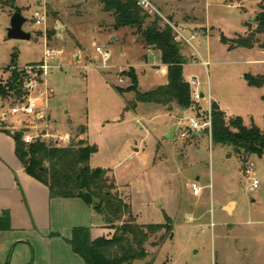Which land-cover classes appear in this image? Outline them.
I'll list each match as a JSON object with an SVG mask.
<instances>
[{
	"label": "rangeland",
	"instance_id": "obj_1",
	"mask_svg": "<svg viewBox=\"0 0 264 264\" xmlns=\"http://www.w3.org/2000/svg\"><path fill=\"white\" fill-rule=\"evenodd\" d=\"M148 1L155 9L146 11L148 23L159 17L160 26H171L188 60L184 78L197 79L204 99L192 98L193 108L182 110L176 105L136 104L134 93H120L119 88L131 84L124 76L131 68L139 91L147 93L167 84L166 67L160 52L146 47L135 29L115 30L112 15L96 0H0V84L10 77L8 68L15 61L34 81L29 95L47 105L42 121L10 116L0 127L32 136L50 134L59 146L80 140L96 146L91 168L115 180L112 192L131 208V216L125 215L117 225L131 218L140 225L170 222L172 232L154 235L146 245L147 258L133 264H264V156L218 145L212 131H193L188 125L189 118L205 120L215 102L228 114V123L241 117L245 126L264 131V89L249 87L244 78L264 75V35L251 49L230 48L233 44L222 41L256 30L255 19L264 12V3ZM16 6L27 19L23 29L31 40L8 38ZM36 11L47 15L45 25H35ZM46 47L57 53L48 62V75L38 77L36 69L29 73L44 62ZM97 47L110 53L105 64ZM190 88L193 93L195 87ZM4 109L0 106V113ZM66 136L69 140L64 142ZM254 179L259 181L257 189H251ZM230 203L234 206L228 212ZM63 204L73 206L76 225L90 227L93 239L112 237L113 230L96 226L101 221L108 225L103 216L82 199ZM52 209L53 229L64 226L55 203ZM64 211L63 207V217ZM49 235L28 237L26 244H9L0 237V264H84L65 239Z\"/></svg>",
	"mask_w": 264,
	"mask_h": 264
},
{
	"label": "trees",
	"instance_id": "obj_2",
	"mask_svg": "<svg viewBox=\"0 0 264 264\" xmlns=\"http://www.w3.org/2000/svg\"><path fill=\"white\" fill-rule=\"evenodd\" d=\"M105 13L114 19V29L133 28L148 48H155L161 54L168 82L153 91L141 93L136 72L131 68L124 74L130 80L127 89H118L122 94L132 92L136 104L158 106L176 105L179 109H192L195 105L192 92L183 72L188 60L184 57L173 29L169 25L160 26V18L148 23L149 14L139 6L140 0H96ZM264 3V0H262ZM264 10V4L261 6ZM256 30L247 37L240 36L237 40L222 38L230 48H254L258 37L264 35V12L256 17ZM11 75L0 84V106H15L25 102L29 92L25 89L28 79L26 71L19 70L15 61L8 68ZM249 87L264 89V75L244 76ZM264 101V96L262 97ZM212 139L218 145L231 146L239 153L264 156V131L258 126L250 128L243 124V119L237 117L230 123L226 121L225 112L215 102L212 104ZM2 120L0 113V122ZM0 131L11 136L15 141V152L26 173L44 184L53 199H82L95 213L103 216L108 223L107 228L113 230L110 238L93 239L88 227H76L72 237L67 240L74 254L79 256L84 264H133L148 256L147 243L152 237L165 230L172 232L170 222L161 225H140L132 218L117 225L125 215L131 216V208L124 200L112 191L116 188L115 180L110 181L102 169H92L90 162L97 153L96 146L83 140L78 144L59 146L54 142L47 143L37 139L31 144L24 142L20 130L15 133L1 128ZM239 134L237 136L236 134ZM10 230V217L6 214L0 218V231ZM172 237V236H171Z\"/></svg>",
	"mask_w": 264,
	"mask_h": 264
},
{
	"label": "crops",
	"instance_id": "obj_3",
	"mask_svg": "<svg viewBox=\"0 0 264 264\" xmlns=\"http://www.w3.org/2000/svg\"><path fill=\"white\" fill-rule=\"evenodd\" d=\"M203 32V30L199 31L200 34ZM15 148L14 139L0 131V218L6 214L10 217V230L0 231V237L7 238L9 244H26L30 242L28 237L38 238L42 233L50 234L49 237L57 236L58 239L69 240L74 228L82 227L76 225L74 214L70 213L73 206L68 207L67 204H63L72 199L51 198L48 188L26 173L16 156ZM53 203L59 213L60 222L66 226L62 224L61 227L53 229L51 224ZM63 207L67 211H64V217ZM47 222L48 226H46ZM102 222L96 223V226L107 228ZM52 230L56 232L52 233ZM65 230L66 233H62Z\"/></svg>",
	"mask_w": 264,
	"mask_h": 264
},
{
	"label": "built area",
	"instance_id": "obj_4",
	"mask_svg": "<svg viewBox=\"0 0 264 264\" xmlns=\"http://www.w3.org/2000/svg\"><path fill=\"white\" fill-rule=\"evenodd\" d=\"M139 6L149 12L152 13L154 7L150 4L148 0H140ZM33 20L35 21V25L40 27L42 25L46 24L47 21V15L44 12L36 11L33 16ZM196 37V34L191 37V39H194ZM181 38V36H180ZM183 39L191 45V39H188L183 36ZM96 52L101 55L102 62L105 64L108 59L110 58L109 51H104L102 48L97 47ZM56 51L48 49V47L45 48L44 52V62L41 65L36 66L35 68H31L29 73H32V70L36 69L38 77L45 72L44 75H48V71L50 70V67L48 65V62L51 61L54 56L56 55ZM99 58H97L98 60ZM100 60V59H99ZM206 66L207 64L204 63ZM188 84L191 87H195V91L192 93V98L194 100L201 101L202 98L204 99V95L200 94L198 91L199 82L196 78L192 77L188 81ZM25 89L30 93L34 91V81L31 79H27L25 83ZM52 91H50L51 93ZM48 94V92H47ZM47 115V105L44 104V102L41 100L40 97L29 95L25 102L19 103L15 106H7L5 109L1 112L2 121H8L10 116L14 117H28V118H35L38 121H42L45 119ZM189 128L193 131H212V115H211V108L207 111V115L205 116V120L200 121L195 118H189L188 122ZM24 136V142L26 144H31L35 142L37 139H43V137L50 139V142H54L56 145L60 144V141L56 140V138L50 134H41L37 136H32L30 132L23 133ZM185 136V135H183ZM69 140V137L66 136L63 140L64 142H67ZM253 169V165L247 169V174L251 175ZM259 186V181L254 179L253 184L251 186V189H257ZM195 192L199 193L200 189L195 188Z\"/></svg>",
	"mask_w": 264,
	"mask_h": 264
},
{
	"label": "water",
	"instance_id": "obj_5",
	"mask_svg": "<svg viewBox=\"0 0 264 264\" xmlns=\"http://www.w3.org/2000/svg\"><path fill=\"white\" fill-rule=\"evenodd\" d=\"M15 13L11 17L10 27L8 29V38L11 40H31L32 35L23 29V26L27 23V19L22 15V9L18 6L14 7ZM181 46L178 49L181 50ZM172 108V105L169 106ZM239 136V134H236ZM234 203H230L226 210L231 212Z\"/></svg>",
	"mask_w": 264,
	"mask_h": 264
}]
</instances>
